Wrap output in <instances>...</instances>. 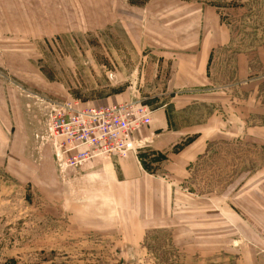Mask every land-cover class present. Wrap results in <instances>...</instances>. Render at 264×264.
Returning a JSON list of instances; mask_svg holds the SVG:
<instances>
[{
  "label": "rangeland",
  "instance_id": "1",
  "mask_svg": "<svg viewBox=\"0 0 264 264\" xmlns=\"http://www.w3.org/2000/svg\"><path fill=\"white\" fill-rule=\"evenodd\" d=\"M69 1L70 14L58 11L60 31L28 24L25 15V82L0 65V77L23 100L28 142L8 138L7 155L0 146V264H264V0L169 2L186 10L175 21L192 22L196 9L214 13L230 43L213 49V79L192 113L196 122L218 121V133L206 139L183 179L154 149L159 133L139 138L145 140L139 149L145 170L177 192L173 225L168 219L140 240L123 236L121 227L97 229L98 216L72 222L69 194L59 190L81 170L58 168L52 150L34 136L42 131L48 101L101 107L139 100L150 111L158 101L165 104L160 96L175 50L166 47L151 0ZM103 4L106 28L90 32V14ZM100 19L98 13L93 20ZM76 24L80 31L69 29ZM114 209L103 203L93 213ZM110 217L120 225L119 213Z\"/></svg>",
  "mask_w": 264,
  "mask_h": 264
},
{
  "label": "crops",
  "instance_id": "2",
  "mask_svg": "<svg viewBox=\"0 0 264 264\" xmlns=\"http://www.w3.org/2000/svg\"><path fill=\"white\" fill-rule=\"evenodd\" d=\"M170 1L151 0L150 3L151 13L160 26L166 47L175 50L171 69L166 73L165 92L160 96L161 99L167 98L166 103L158 101L157 104L161 105L151 110L150 126L134 132L132 136L139 139L147 136L150 130L159 133L153 141L154 149L166 157L165 161H169L168 170L177 179H183L187 167L204 150L206 139L218 133L213 131L220 125L218 121L212 118L208 124L196 122L192 113L197 101L207 96L205 90L211 85L210 79H213L212 74L208 73L209 61L213 53H217V49H213L227 46L230 36L226 28L218 23L214 13L208 11L194 10L195 19L192 22L189 19L175 21L177 16H184L186 10L179 5L174 8ZM95 8L94 14H90L93 24L90 32L106 28L104 10L108 4H103V8ZM71 9L69 0H0V65H4L17 81L25 82V15L28 24H36L37 28L42 25L45 30L46 27H53L51 31H60L63 24L58 11L70 14ZM98 13L101 23L93 20ZM69 29L81 30L78 24ZM15 49L20 51L15 53ZM157 77L164 78V75L157 74ZM22 102L13 86L7 85L0 77L2 147L10 143L8 138L12 136L14 142L28 144L24 140L27 134ZM207 131H210L209 137H206ZM8 150L4 154L7 155ZM10 154L14 155L12 152ZM46 154L50 155V152ZM77 170H81L79 174L61 185L59 190L69 194L70 203L67 209L63 208L72 222L82 216H98L100 221L95 224L97 229L121 227L123 236L129 234L131 239L140 240L145 232L163 228L168 219H173V196L177 192L164 179L149 174L132 153L124 158H94ZM71 201L73 205L70 207ZM103 203H109L115 208L114 211L93 213ZM95 204L98 206L95 207ZM117 213L121 216L120 225L115 218H112L113 222L106 220L110 216L115 217Z\"/></svg>",
  "mask_w": 264,
  "mask_h": 264
},
{
  "label": "built area",
  "instance_id": "3",
  "mask_svg": "<svg viewBox=\"0 0 264 264\" xmlns=\"http://www.w3.org/2000/svg\"><path fill=\"white\" fill-rule=\"evenodd\" d=\"M44 103L42 131L34 138L52 150L61 170H77L94 158H124L129 153L141 163L139 149L145 140L132 135L152 120V112L141 101L101 107L68 100Z\"/></svg>",
  "mask_w": 264,
  "mask_h": 264
},
{
  "label": "bare ground",
  "instance_id": "4",
  "mask_svg": "<svg viewBox=\"0 0 264 264\" xmlns=\"http://www.w3.org/2000/svg\"><path fill=\"white\" fill-rule=\"evenodd\" d=\"M136 139V138H135Z\"/></svg>",
  "mask_w": 264,
  "mask_h": 264
}]
</instances>
